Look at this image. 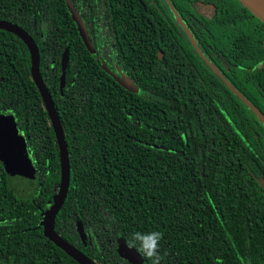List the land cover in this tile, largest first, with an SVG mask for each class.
Masks as SVG:
<instances>
[{
  "label": "trees",
  "instance_id": "obj_1",
  "mask_svg": "<svg viewBox=\"0 0 264 264\" xmlns=\"http://www.w3.org/2000/svg\"><path fill=\"white\" fill-rule=\"evenodd\" d=\"M71 2L88 46L65 0H0V21L37 45L67 144L55 232L96 264H132L118 241L153 230L161 264H264V24L238 0ZM0 115L13 117L35 173L19 196L0 165V264H78L40 226L59 150L30 52L2 29Z\"/></svg>",
  "mask_w": 264,
  "mask_h": 264
},
{
  "label": "water",
  "instance_id": "obj_2",
  "mask_svg": "<svg viewBox=\"0 0 264 264\" xmlns=\"http://www.w3.org/2000/svg\"><path fill=\"white\" fill-rule=\"evenodd\" d=\"M240 4L249 10L256 18L264 24V0H238ZM67 9L69 10L72 19L74 20L79 35L88 46L87 36L82 20L78 13L75 11L71 0H65ZM0 29L8 31L19 37L26 45L31 56V74L33 81L41 95L44 103L48 118L53 128L55 139L59 150L60 159V185L57 196L51 208L43 214L40 226L43 227L44 235L55 246L64 251L68 256L75 260L78 264H96L87 256H85L78 249L63 240L54 230L55 218L61 209L69 187V157L67 151V144L65 141L64 133L59 121L58 114L56 113L55 106L48 90L43 82L42 76L39 71V52L37 45L33 39L19 26L11 24L6 21H0ZM68 61V50L66 49L62 55L61 67L62 73L60 76V86L62 87L65 81V70ZM113 75V74H112ZM116 77V76H115ZM114 77V78H115ZM116 80L131 81L127 76L122 74V77H116ZM252 108V107H250ZM0 117H2L0 115ZM8 117V118H7ZM3 121L0 120V165L4 168L7 181L10 188L18 194L23 188L24 179L28 176L29 169L32 168L27 152L25 143L20 136L16 124L12 116H7ZM264 123V118L260 116ZM77 230L82 240L85 235L80 223L77 224ZM118 252L124 256L129 262L135 264L141 262L139 255L132 249L126 246L124 240L118 241Z\"/></svg>",
  "mask_w": 264,
  "mask_h": 264
},
{
  "label": "clouds",
  "instance_id": "obj_3",
  "mask_svg": "<svg viewBox=\"0 0 264 264\" xmlns=\"http://www.w3.org/2000/svg\"><path fill=\"white\" fill-rule=\"evenodd\" d=\"M163 232L148 231L134 232L127 241V246L135 248L144 257L151 261V264H161L163 256L160 251V241L163 239Z\"/></svg>",
  "mask_w": 264,
  "mask_h": 264
},
{
  "label": "rangeland",
  "instance_id": "obj_4",
  "mask_svg": "<svg viewBox=\"0 0 264 264\" xmlns=\"http://www.w3.org/2000/svg\"><path fill=\"white\" fill-rule=\"evenodd\" d=\"M176 22H178L179 23V20L178 19H176ZM180 26V29H181V31L184 33V35H185V38L187 39V41L188 42H190L191 44H193V46H194V48L195 49H197V46L193 43V41H192V39L185 33V31H184V28H183V26L180 24L179 25ZM102 68L104 69V70H110L109 68H108V65L106 64V63H103L102 64ZM111 73H113V72H111ZM116 74V73H115ZM114 77L116 76V75H113ZM117 77V76H116ZM115 77V78H116ZM120 78L122 77V74H120V76H119ZM117 82L123 87V88H125L127 91H130V92H134V93H139L140 92V90L137 88V86L132 82V81H121V80H117ZM7 116H11V115H6V116H2V117H0V120L1 121H3V119H6V117ZM8 118V117H7ZM28 176L24 179V182H23V188H22V190L18 193V195L19 196H24V195H27V194H29V192L31 191V189H32V187H33V185H34V181H35V173H34V170H33V168H31V169H29V171H28Z\"/></svg>",
  "mask_w": 264,
  "mask_h": 264
}]
</instances>
